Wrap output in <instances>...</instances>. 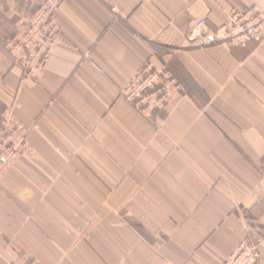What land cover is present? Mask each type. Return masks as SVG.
<instances>
[{"label": "crops", "instance_id": "obj_1", "mask_svg": "<svg viewBox=\"0 0 264 264\" xmlns=\"http://www.w3.org/2000/svg\"><path fill=\"white\" fill-rule=\"evenodd\" d=\"M41 1L0 0V115L13 107L32 148L0 182V264L17 249L45 264H224L245 238L264 264V24L243 47L187 42L196 20L214 29L264 0H59V39L27 78L5 44ZM148 62L185 88L152 121L121 95ZM41 207L47 223L25 224Z\"/></svg>", "mask_w": 264, "mask_h": 264}, {"label": "built area", "instance_id": "obj_2", "mask_svg": "<svg viewBox=\"0 0 264 264\" xmlns=\"http://www.w3.org/2000/svg\"><path fill=\"white\" fill-rule=\"evenodd\" d=\"M59 0H43L38 8L22 22L5 48L18 57L23 75L34 78L49 58L58 39V26L52 16ZM224 25L208 29L204 19L196 20L187 35V42L195 49L214 46L243 47L250 42H260L264 24V9H230ZM185 94V88L166 69L146 63L131 78L121 92L126 101L146 120L152 121L175 98ZM29 130L19 123L13 107L3 111L0 117V182L14 162L32 152L28 142ZM260 241L245 238L227 257L224 264H255L259 258ZM10 264H40L26 256H15Z\"/></svg>", "mask_w": 264, "mask_h": 264}, {"label": "rangeland", "instance_id": "obj_3", "mask_svg": "<svg viewBox=\"0 0 264 264\" xmlns=\"http://www.w3.org/2000/svg\"><path fill=\"white\" fill-rule=\"evenodd\" d=\"M3 111L1 112V115H2ZM1 115H0V117H1ZM22 183L24 184V187L25 188L33 189L32 182H22ZM41 201H42L41 202V205L43 206L46 203L47 198H41ZM110 215H112V214H110ZM37 216L38 217L39 216L41 217V218H39V220H40L42 226H43V223H45V222L47 223V220H49V217H48L49 216V213H48V211L46 209H44L43 207H41V212L40 213L39 212H37V214L36 213H32L31 210L29 212H27L25 224L27 223V224H29V226H31L34 218L36 219ZM109 220H111V218ZM131 225L133 226V228L135 229V231L138 232V234H140L144 238L146 237L145 236L144 229L139 228L137 225H135L134 222H131ZM43 231L48 232L49 230H43ZM89 233H92V232H89ZM23 237L25 239L31 241V239H30L31 238V235H29L27 232L23 235ZM89 237L91 238V235H89ZM152 247H154V246H152ZM15 252H16L15 256H26L27 258H30V259L35 260L37 262H40V264H45L41 260H39L38 258L34 257V255L31 252L22 251V250H19V249H17ZM119 263L120 264H128V261H124V262H113V260H110L109 263L106 262L105 264H119ZM88 264H98V262L97 261L94 262L93 260H90V261H88Z\"/></svg>", "mask_w": 264, "mask_h": 264}]
</instances>
